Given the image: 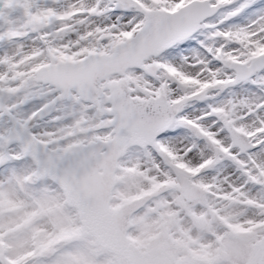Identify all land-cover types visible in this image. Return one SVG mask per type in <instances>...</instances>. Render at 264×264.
<instances>
[{
	"label": "snow or ice",
	"instance_id": "1",
	"mask_svg": "<svg viewBox=\"0 0 264 264\" xmlns=\"http://www.w3.org/2000/svg\"><path fill=\"white\" fill-rule=\"evenodd\" d=\"M0 264H264V0H0Z\"/></svg>",
	"mask_w": 264,
	"mask_h": 264
}]
</instances>
